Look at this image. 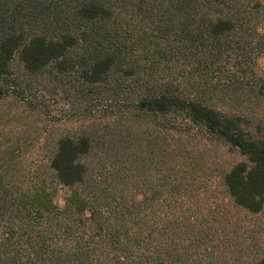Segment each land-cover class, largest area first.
<instances>
[{
    "label": "trees",
    "instance_id": "1",
    "mask_svg": "<svg viewBox=\"0 0 264 264\" xmlns=\"http://www.w3.org/2000/svg\"><path fill=\"white\" fill-rule=\"evenodd\" d=\"M239 2L0 0V110L80 118L28 170L0 118V264H264V19Z\"/></svg>",
    "mask_w": 264,
    "mask_h": 264
},
{
    "label": "rangeland",
    "instance_id": "2",
    "mask_svg": "<svg viewBox=\"0 0 264 264\" xmlns=\"http://www.w3.org/2000/svg\"><path fill=\"white\" fill-rule=\"evenodd\" d=\"M238 6L246 11V14L259 11L257 14L260 16V20L264 19V0H240ZM258 67L264 69V56L258 60ZM45 101L44 105L40 104L35 108L26 105L23 107L15 101L1 104L0 118L2 122L6 123L9 120V122H14L13 127L17 129L23 127L19 131H15L18 140L8 151L14 153V155L10 153L9 157L18 156L16 166H25L27 170L34 166H43L49 140L72 132L73 126H77L80 120L71 107L67 103L60 102L57 97L56 99L47 97ZM46 139H49L47 144L42 145ZM206 152L214 157L208 166L220 169L238 158L236 154L228 153L216 145L210 147ZM242 221L245 228L249 232L251 231V235L254 236V242L260 243L261 241L260 244H264V212L258 216L242 214Z\"/></svg>",
    "mask_w": 264,
    "mask_h": 264
}]
</instances>
